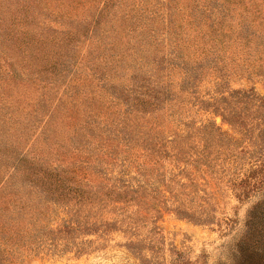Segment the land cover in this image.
<instances>
[{"label": "rangeland", "instance_id": "obj_1", "mask_svg": "<svg viewBox=\"0 0 264 264\" xmlns=\"http://www.w3.org/2000/svg\"><path fill=\"white\" fill-rule=\"evenodd\" d=\"M198 2L0 0V264H264L257 146L202 102L264 95V7Z\"/></svg>", "mask_w": 264, "mask_h": 264}, {"label": "trees", "instance_id": "obj_2", "mask_svg": "<svg viewBox=\"0 0 264 264\" xmlns=\"http://www.w3.org/2000/svg\"><path fill=\"white\" fill-rule=\"evenodd\" d=\"M236 1L237 0H212V5L209 4L212 11H215L217 15H220V16H215L217 17L216 19L219 20L216 23L219 27L223 28L225 24L228 23L229 19L226 18V15H228L229 11L231 10V6H232L231 2H236ZM241 1L244 0H240V2ZM249 1L252 2L251 4L253 6L259 5L261 7H264V0H258L259 2H257V0H249ZM194 3L196 6H198L200 2H198V0H194ZM170 22L171 19L169 23ZM245 22L246 19L242 16L241 19L236 21L234 27H243L245 25L244 24ZM207 24L208 26H210L209 23ZM229 28H232L231 25H229ZM211 32L218 34L222 33L218 31V28L216 27L215 23L213 24ZM226 34L227 32L224 33L223 31L221 35L226 36ZM248 35L252 36L253 33L251 32L247 34V36ZM241 38H243V35H241ZM259 39L260 41H264L260 37ZM203 58H206V55ZM214 63L218 64L217 59H215ZM220 83L218 84L217 87V91L219 92V94L213 98L211 97L212 100L202 99V102L212 105L213 110L216 113L220 114L223 118V121L231 125L232 128H236L237 126H239L240 128L239 131H241V133L243 132L245 137L248 138L249 143L253 142L257 146L256 149L251 150V154H252L251 158H253V160L251 161V163H249V167H247V169L244 168L242 173L239 171L238 175H235L234 173V176L230 179V181H232L234 186L240 189L242 193L247 194L249 193L248 191L250 190V187L254 186L256 183L255 180H253L254 177H256V175L259 172L263 171L264 169V95L259 94L254 87L251 88L239 87L225 91L223 90L224 87L221 86ZM253 108H254L253 114L260 117V120L257 121V123H251V125H249L248 123H245L241 119V116L243 112L249 111L250 109L252 110ZM196 129L197 131H200L201 135L204 137V146H203L204 152L208 151L210 145L212 144V141L221 142V143L226 141L229 144L230 142L233 141L232 139L227 140L226 138L227 135L225 134L226 132L222 131L220 126L217 125L215 122H211L209 124H203V126H200ZM178 138H180V136ZM210 153L211 151L208 152V154ZM233 156H237V154L234 153ZM141 189H145L144 186H138L135 188L125 187L123 191H118V193L119 195H121V193H124V195L120 196V198L128 199L126 196H130V199L132 200L134 198L133 194L139 193ZM255 215L256 217H258L259 221L258 223H255L253 225V230L257 231V235L262 236L261 238L262 244L258 246V249L264 253V206L263 207L258 206L255 209ZM207 220L209 219H201V221L203 222ZM86 226L87 225L85 224L83 227L84 230L93 229V228H88Z\"/></svg>", "mask_w": 264, "mask_h": 264}]
</instances>
